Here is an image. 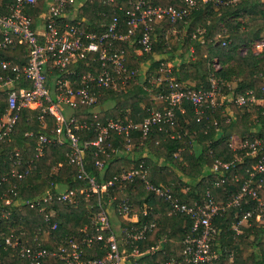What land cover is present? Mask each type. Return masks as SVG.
<instances>
[{
    "label": "built area",
    "instance_id": "obj_1",
    "mask_svg": "<svg viewBox=\"0 0 264 264\" xmlns=\"http://www.w3.org/2000/svg\"><path fill=\"white\" fill-rule=\"evenodd\" d=\"M86 1H0V49L24 46L20 54L23 61L0 54V97L6 99L5 106L0 108V144L11 139L22 109L37 110L42 127H48L47 117L53 119L54 126L50 133L25 132L36 138L35 157L43 154L48 143L62 144L67 138L70 149L65 153L66 160L76 165V178L83 182L81 186H69L56 181L58 176L53 175L61 165L58 163L50 169L52 177L41 194L22 198L17 191V181L25 180L37 163L34 157L23 159L18 149H9V167L0 175V186H8L0 193V264H15L1 255V251L9 248L12 249L10 255L19 258L18 264H41L47 257L56 258L58 264H140L141 257L160 248L168 235L162 234L155 245L143 249L137 245L138 240L146 239L160 214L145 204L141 208L143 219L137 224L130 223L138 217L134 218L136 212L125 188L130 184L135 190L137 183L160 197L167 206V214L190 217V231L182 238L181 261L210 264L220 254L214 247L221 231L212 220L216 214L239 205L242 200L252 201V208L243 212L231 228L238 234L240 226L250 224L251 218L264 224V138L245 135L235 144L229 140L228 146L240 153H235L230 160L217 158L211 165V172L217 174L211 183L218 187L227 176L233 181L239 180V171L227 173L235 162L242 161L244 156L255 157L245 166L246 178L234 195L217 200L207 187L203 202L191 203L181 202L169 187L149 180L144 158L135 159V145L145 146L148 140L157 144L166 137L178 139L185 135L186 131L177 128V112L187 113L185 103L191 105L195 120L209 122L217 132L221 129L220 118L225 123L236 118L231 112L233 106L258 105L263 107L264 115V67L258 72L262 83L256 93L251 87L235 90L231 83L216 76L214 70L220 67L216 61H212L213 70L206 76L208 85L193 87L177 79L173 65L160 59L156 70L143 78L144 88L150 92L153 102L146 108L147 113L140 120L128 115L123 118L104 116L100 98L106 91H119L129 81H138V69L129 65V49L140 54L152 51L159 24H164L165 48H168L173 34L183 27L179 23L186 22L193 10L207 0H175L168 4L125 0L126 5L113 7L107 22H97L99 29L96 30L90 29L93 22L82 14ZM212 1L222 4L236 0ZM100 13L104 15L103 11ZM199 33L202 29L198 27L192 32V38ZM226 44L223 40L222 45ZM249 50L264 58V35L253 40ZM152 86L159 90L152 93ZM79 130H94L96 134L80 142L79 136L73 133ZM136 132L138 137L134 138ZM153 133L159 136L152 139ZM114 135L120 136L122 146L130 152L134 162L111 177L98 179L86 170L84 151L94 145L93 163L102 168L111 152L118 151L110 140ZM116 191L124 194L119 197ZM84 200L91 201L89 221L75 231L57 233L60 222L54 219L57 215L54 201L76 207ZM21 206L38 211L31 235L11 224L13 212ZM111 213L130 222L113 226ZM174 262L171 258L165 263Z\"/></svg>",
    "mask_w": 264,
    "mask_h": 264
},
{
    "label": "trees",
    "instance_id": "obj_2",
    "mask_svg": "<svg viewBox=\"0 0 264 264\" xmlns=\"http://www.w3.org/2000/svg\"><path fill=\"white\" fill-rule=\"evenodd\" d=\"M7 1L9 0H3V2ZM154 2L168 4L170 0H154ZM118 4L126 5V1L87 0L83 6L82 14L93 22L90 29H99L97 22H107L110 19L113 7L117 8ZM102 11L104 15L100 13ZM221 22L228 26L230 30L228 37H232L233 39L226 45H221L219 41L212 42L211 40L212 34L218 29V24ZM263 22L264 0H236L222 4H214L212 0L202 2L198 8L193 10L186 22L179 23L186 30V33L180 38V45L183 46L182 51L189 52L190 54L188 46L192 44L194 46V58L189 59L178 68L173 67V74L179 80L192 82L193 87H198L201 84L207 86L208 83L205 77L210 70H213L211 66L212 58L216 57L221 63L220 67L214 70L216 76H219L225 82L231 83L235 81L234 85H232L235 90L242 91L251 87L254 88L256 93H259L258 89L262 82L258 72L264 67V58L254 55L249 50V47L242 54L238 50V47L242 42L249 43L253 38L257 37L261 29L260 25ZM198 24L205 27L202 40L200 38L194 39L191 36V31H194ZM242 26L245 29L241 30ZM165 42L163 29L156 26V36L153 41L152 51L138 55L134 52L135 49H129V54L132 58L129 65L138 67L137 63L139 60L152 59L156 55L165 52V49L168 52H175L178 45L171 46L170 41L171 48H165L167 45ZM23 50V45L9 46L6 49H0V54L4 57L12 58L14 61H23L24 58L20 55ZM159 60L153 61V66L159 64ZM143 84H140L137 80H131L119 91L107 90L106 94L100 98L101 102L112 103V106L105 112V115L121 118L128 115L134 120H140L147 113L146 108L153 104L149 98L150 92L144 88ZM158 90V87L152 86V93H156ZM5 103V97L1 96V109H3ZM186 108V114L177 112L181 130L187 132L185 135L178 139L166 137L158 144H155L153 140H148L151 142L150 148L156 159L150 162L151 172L148 177L153 183L162 181L167 184L173 195L177 196L181 202L191 203L194 200L203 202L207 187L211 189L217 200H225L239 190L241 181L246 178L244 168L253 162L255 157L244 156L242 161L235 162L234 167L236 168L230 167L229 171L238 170L240 172L239 180L233 181L227 176L218 187L213 186L211 183V180L215 179L217 174L213 172L209 173L208 168L211 167L217 158L223 160L232 158L233 150L228 146L232 133L236 132L241 136L247 134L257 135L264 138L263 107L258 106L256 120L254 121L249 118L248 112H243L237 120H232L227 124H223L222 122V132L218 136L215 135L212 125H210L207 133H203L200 127L201 124L193 116L191 105H186ZM47 120L48 127L44 128L37 117V110L22 109L11 139L0 144V175L9 167L7 152L12 148L18 149L23 159L34 157L37 163V167L25 180L17 181V191L21 197L34 196L44 190L48 185V179L52 177L49 174L51 167L58 165V163H61V165L58 166L57 173L53 175V177L58 176L56 177V181H66L69 183V186L81 184L80 180L76 178V165L69 164L65 159V152L70 149L67 138H65L62 144L48 143L43 154L35 157L34 145L36 138L34 135H25V132L32 130L33 133H37L38 131L50 133L54 122L51 117H47ZM251 127L256 128V131H250ZM73 133L78 135L79 141L82 142L83 140L93 138L96 131L79 130L73 131ZM114 136V139H110L112 145H116L118 140V136ZM158 136L159 134L153 133L152 139H156ZM137 137L136 132L134 138ZM195 140L198 145L196 148V150L198 149L197 152L193 150L192 145V141ZM94 147V145H89L84 151L85 168L99 177V170L94 167L92 160V150ZM137 147L141 148L143 146L139 145ZM178 149H182L181 156L185 161L183 163L176 160L177 156L173 154ZM235 153L239 154L240 152L237 151ZM160 158L174 164L180 170V174H177L174 168L168 165L161 166L159 164ZM116 171V169L109 167L104 169L106 176H111ZM180 175H185L188 180L183 181ZM172 180L174 181L173 185L170 184ZM137 185V189L133 192L130 184L126 187L127 193L135 200L136 204L140 205L145 201L149 204L157 205L160 202L159 197L145 190L140 183H137ZM182 186H188V189L183 191L181 189ZM7 187V185L2 184L0 186V193ZM161 204L162 210L160 211L162 214L157 217L156 226L149 232L148 238L146 240H138L137 245L142 249L155 245L158 238L164 233L168 235L167 241L153 252L145 253L140 259V264H166L165 262L171 258L176 261L174 264H188L181 261V250L183 248L182 238L190 231L191 219L187 214L169 215L167 214V206L164 203ZM252 206V201L245 202L242 200L239 205L229 206L213 217V223L221 229L214 244V247L219 249L220 254L210 264H264V240H262L264 224H259L251 218L250 224L240 234H236L231 228L232 221H237L242 213L251 209ZM53 207L57 210V215L54 219L60 220L57 233L74 231L87 221L84 201L75 208L64 206L54 201ZM37 215V210L22 206V208L13 212L11 224L16 226L17 229L26 230L31 235L33 224L37 222ZM123 223L128 224L124 221ZM250 235H253V238H249ZM244 248L251 249L250 253L243 255ZM11 252L12 249L9 248L1 251V255L8 262L20 263L17 255L11 256ZM56 262V259L50 258L45 259L43 264H56Z\"/></svg>",
    "mask_w": 264,
    "mask_h": 264
},
{
    "label": "crops",
    "instance_id": "obj_3",
    "mask_svg": "<svg viewBox=\"0 0 264 264\" xmlns=\"http://www.w3.org/2000/svg\"><path fill=\"white\" fill-rule=\"evenodd\" d=\"M1 1V0H0ZM175 0H170V2H174ZM213 2V1H212ZM202 3V2H201ZM214 3V2H213ZM215 4V3H214ZM200 6V5H199ZM198 6V7H199ZM164 25L163 24H159V27H163ZM201 28L202 29V33H199L195 38H200L201 40H202V36H203V34H204V32H205V27L203 26V25H201V24H198L197 26H196V28ZM185 27H181V30L180 31H178L177 33H175V34H173L174 36H173V39H172V42H171V46H174L175 44H177L178 46H177V48H176V50H175V52H168V51H166V49L164 50L165 52H163V53H161V54H158V55H156L154 58H152V59H141V60H139L138 61V63H137V66L138 67H135V68H137L138 69V71H139V76H138V82L141 84V83H143L144 81V76H145V74L146 73H148V72H154L155 70L153 69V67L156 69L157 68V66H158V64L155 66H153V61L155 62V61H157L158 59H161V60H163L164 62H167V63H169V64H171V65H173V67H176V68H178V67H180V66H182L184 63H186L189 59H193L194 58V54H193V52H194V46L192 45V44H189V46H188V49H189V51H190V54H189V52L188 53H186V52H183L182 50H183V46L182 45H180L181 43H180V38H182L183 37V35L186 33V30L184 29ZM195 28V29H196ZM260 32H259V35L257 36V37H255V38H253L251 41H253V40H255L256 38H258V37H260L261 35H264V22L260 25ZM243 29H245V27L244 26H242L241 27V30H243ZM191 32H194L193 30L191 31ZM192 34V33H191ZM229 34H230V30H229V28H228V26L225 24V23H223V22H221V23H219L218 24V29L212 34L213 36L211 37V40H212V42H215V41H219L220 43H221V45H222V41L224 40V41H227V43H229V42H231L233 39H232V37H228L229 36ZM194 38V39H195ZM250 41V42H251ZM249 42V43H250ZM249 43H245V42H242L240 45H239V47H238V50L240 51V52H242V54H244L243 53V51L247 48V47H249L248 46V44ZM171 46H169L168 48H171ZM134 52L135 53H137L138 55H140V53H138V51H135L134 50ZM129 56H130V54H129ZM131 57H130V61H131ZM212 61H216V62H218L219 63V65H221V63L219 62V60L216 58V57H213L212 58ZM205 79H206V77H205ZM182 81H184V82H186L187 84H189V85H192L193 86V84H192V82H190V81H188V80H182ZM230 83V82H229ZM234 83H235V81H232L231 82V85H234ZM101 103H103V104H101L100 106L101 107H104V103L105 102H101ZM108 105H110V104H108ZM185 105V107H186V105H189L188 103H185L184 104ZM112 106V105H111ZM111 106H107V107H104L105 108V110L103 111V115H105V112L107 111V110H109L110 109V107ZM257 109H258V105H254ZM248 108V107H247ZM247 108H238V107H235V106H233L232 107V109H231V112H232V114H233V116H236V118L234 119V120H237L239 117H240V115L243 113V112H248V109ZM186 110H187V108H186ZM249 113V112H248ZM105 116H108V117H114V118H118V116H109V115H105ZM178 121H179V119H178ZM197 121V120H196ZM232 121V120H231ZM197 122H199L201 125H200V127H201V130H202V132L203 133H207V131L209 130V126H210V123L209 122H203V121H197ZM223 122V124H227V123H229V122H227V123H225L221 118H220V125H221V123ZM208 126V127H207ZM177 128H179V129H181V126H180V122H179V126L177 127ZM214 129V128H213ZM256 131V128H254V127H251L250 128V131ZM30 131V130H29ZM32 131V130H31ZM221 132H222V126H221V129H220V131L219 132H217V131H215V135L216 136H218V135H220L221 134ZM248 135V134H247ZM245 136V135H244ZM241 137H243V136H241L240 134H238V133H236V132H234V133H232L231 134V136H230V138H229V140L233 143V144H235V143H237L238 142V140L241 138ZM114 139V138H113ZM118 140H117V144L116 145H112L113 147H115L118 151H116V152H111V154H110V156L108 157V158H106V162H105V165L102 167V168H97L95 165H94V163H93V165H94V167L95 168H97L98 170H99V177H97L96 175H94V174H92L91 172H89L87 169V171L90 173V174H92L93 176H95L96 178H98V179H101V178H108V177H111V176H106L105 175V172H104V169L107 167H109V168H111V169H116L117 171L115 172V173H117V172H119L121 169H123V168H125V167H129L130 165H131V163L132 162H134V160L132 159V155L130 154V152H127L125 149H124V147L122 146V144H121V142H120V136H118V138H117ZM64 142V141H63ZM158 144V143H157ZM150 145H151V142L149 141V142H147L146 144H145V146H143V147H137V146H139L138 144H136L135 145V150H134V152H135V159H138V158H140V157H143L144 158V160H145V162H146V164L148 165V169H149V173L151 172V167H150V162L151 161H155L156 159H155V157H154V155L152 154V150H151V148H150ZM192 145H193V150L195 151V152H197V150H196V148H197V143H196V140L195 141H192ZM94 149H95V147H94ZM193 150H191V151H193ZM68 151V150H67ZM66 151V152H67ZM65 152V153H66ZM175 156H177V158H176V160H178L179 162H181V163H183V162H185L183 159H182V149H178L176 152H174L173 153ZM234 154H235V152L233 151V156H234ZM233 156H232V158H233ZM85 157V156H84ZM65 159H66V156H65ZM219 159H221V158H219ZM92 160H93V158H92ZM221 160H223V159H221ZM228 160H230V159H228ZM70 164V163H69ZM159 164H161V166L163 165V166H170V167H172V168H174V170H175V172L177 173V174H180V170L174 165V164H172V163H170L169 161H167L166 159L164 160V159H161L160 158V160H159ZM57 166V165H56ZM56 166H52L51 168H53V167H56ZM58 168V167H57ZM57 168L55 169V170H57ZM238 169V168H237ZM208 171H209V173L211 172V170H210V167L208 168ZM238 171V170H237ZM76 173H77V167H76ZM149 173H148V175H149ZM227 173H231V170L230 171H228ZM180 177H181V179L183 180V181H186V180H188V178L185 176V175H180ZM149 178V177H148ZM150 180V179H149ZM151 181V180H150ZM81 182V184L80 185H78V186H81V185H83V182L82 181H80ZM152 182V181H151ZM60 183H64L63 181L62 182H60ZM153 183V182H152ZM65 185H69V183H67L66 181H65V183H64ZM154 184H162V185H164V186H167L168 187V185L167 184H165L164 182H159V183H154ZM170 184H174V181L172 180L171 182H170ZM61 186H63V185H61ZM130 188H131V186H130ZM144 188V187H143ZM137 189V188H136ZM135 189V190H136ZM181 189L183 190V191H185V190H187L188 189V186H182L181 187ZM131 190H132V188H131ZM135 190H132V192L133 191H135ZM44 190H42L41 192H39L38 194H36V195H39V194H41L42 192H43ZM117 192V194H118V196L120 197V196H122L123 194H124V192L122 191V192H119V191H116ZM150 192V191H149ZM152 193V192H151ZM125 194H127L128 195V197L131 199V202L133 203V210L136 212L135 213V216H134V218H136V216L138 217V220L137 221H135V222H130V221H127L126 219H123L122 217H120V216H117V215H114L113 213H111L110 214V217H111V221H112V224H113V226H116L119 222H121V223H123V221L124 222H130V223H135V224H137L138 223V221H141L142 219H143V217H142V215H141V208H142V206L143 205H149V206H152L153 207V209L155 210V211H159L160 212V214L159 215H161L162 214V212L160 211V210H162L161 209V203H164L161 199L159 200L160 202H158V204L157 205H153V204H149V203H147V202H145V201H143L142 202V204H140V205H138V204H136V202H135V200L134 199H132L131 197H130V195H129V193H127V191H126V188H125ZM155 195V194H154ZM35 196V195H34ZM157 196V195H156ZM21 197V196H20ZM28 197H33V196H28ZM157 197H159V196H157ZM22 198H27V197H22ZM160 198V197H159ZM84 204H85V210H86V217H87V221H85L83 224H85V223H87L88 221H89V214H90V210H89V207H88V205H90L91 204V201L89 200V201H86V200H84ZM165 204V203H164ZM166 206V205H165ZM69 207H73V208H75L74 206H72V205H69ZM21 208H22V206H21ZM158 215V216H159ZM157 216V217H158ZM58 221L60 222V220L58 219ZM235 221H232V223H231V225L234 223ZM35 223H37V222H35ZM82 224V225H83ZM124 224V223H123ZM156 224H157V218H156ZM248 224L249 223H243L241 226H240V233H241V231H243L247 226H248ZM35 224H33V226H34ZM82 225H80V226H82ZM79 226V227H80ZM156 226V225H155ZM154 226V227H155ZM78 227V228H79ZM153 227V228H154ZM152 228V229H153ZM151 229V230H152ZM76 230V229H75ZM74 230V231H75ZM150 230V231H151ZM149 231V232H150ZM235 231V230H234ZM65 232H70V231H63V232H61V233H65ZM72 232V231H71ZM149 232L147 233V237H146V239L148 238V234H149ZM61 233H59V234H61ZM249 238H253V235H250V237ZM146 239H142V240H146ZM262 240H264V232H263V237H262ZM148 247V246H147ZM244 249H247V250H249V251H251V249H248V248H244ZM247 250H243V255H247V254H249L250 252H248V253H244V252H246ZM50 258H53V257H47V258H44L43 260H42V263L41 264H43V261L45 260V259H50ZM54 259H56V258H54ZM56 264H58L59 263V261L56 259ZM49 264V263H48Z\"/></svg>",
    "mask_w": 264,
    "mask_h": 264
},
{
    "label": "rangeland",
    "instance_id": "obj_4",
    "mask_svg": "<svg viewBox=\"0 0 264 264\" xmlns=\"http://www.w3.org/2000/svg\"><path fill=\"white\" fill-rule=\"evenodd\" d=\"M173 39V38H172ZM172 39H170V41L172 42ZM169 41V42H170ZM169 46V45H168ZM153 69L154 70H156L154 67H153ZM108 105H104V107H107ZM111 106V105H110ZM248 112H249V118L251 119V120H256V116H257V108L254 106V105H251V106H248ZM240 234V233H239ZM244 250H247V249H244ZM248 252H250L249 250H247L246 252H244V253H248Z\"/></svg>",
    "mask_w": 264,
    "mask_h": 264
}]
</instances>
